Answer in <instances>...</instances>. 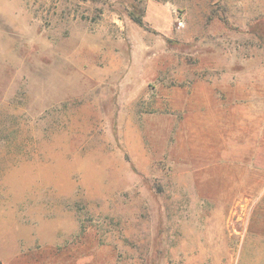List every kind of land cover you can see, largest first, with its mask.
Here are the masks:
<instances>
[{"label":"rangeland","instance_id":"1","mask_svg":"<svg viewBox=\"0 0 264 264\" xmlns=\"http://www.w3.org/2000/svg\"><path fill=\"white\" fill-rule=\"evenodd\" d=\"M0 262L264 264V0H0Z\"/></svg>","mask_w":264,"mask_h":264},{"label":"trees","instance_id":"2","mask_svg":"<svg viewBox=\"0 0 264 264\" xmlns=\"http://www.w3.org/2000/svg\"><path fill=\"white\" fill-rule=\"evenodd\" d=\"M131 18H132V19H133L138 25H140V26H142V27H144V28H146V29L149 28L148 24L145 23V22L142 20V18H140V17H138V16H134V15H132V14H131ZM0 264H1V262H0Z\"/></svg>","mask_w":264,"mask_h":264}]
</instances>
